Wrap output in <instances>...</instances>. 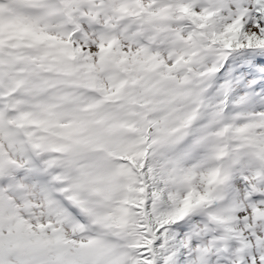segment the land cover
<instances>
[{
  "label": "snow or ice",
  "instance_id": "6c2138e0",
  "mask_svg": "<svg viewBox=\"0 0 264 264\" xmlns=\"http://www.w3.org/2000/svg\"><path fill=\"white\" fill-rule=\"evenodd\" d=\"M0 264H264V0H0Z\"/></svg>",
  "mask_w": 264,
  "mask_h": 264
}]
</instances>
